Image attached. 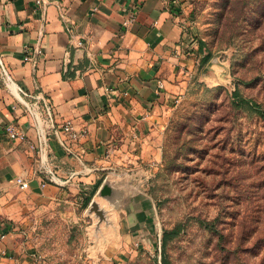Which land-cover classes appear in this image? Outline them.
<instances>
[{
  "label": "rangeland",
  "instance_id": "374dc122",
  "mask_svg": "<svg viewBox=\"0 0 264 264\" xmlns=\"http://www.w3.org/2000/svg\"><path fill=\"white\" fill-rule=\"evenodd\" d=\"M193 11L194 70L157 150L24 222L19 264H264V0ZM134 196L147 220L128 219Z\"/></svg>",
  "mask_w": 264,
  "mask_h": 264
},
{
  "label": "crops",
  "instance_id": "0c3cea01",
  "mask_svg": "<svg viewBox=\"0 0 264 264\" xmlns=\"http://www.w3.org/2000/svg\"><path fill=\"white\" fill-rule=\"evenodd\" d=\"M194 3L0 0V66L30 94L46 96L57 120L74 119L89 129L80 141L51 135L48 158L59 179L42 186L39 154L30 146L38 139L34 118L15 107L13 88L0 84V264L21 262L24 222L49 211L68 190L88 187L111 166L110 158L122 161L140 145L144 155L152 152L147 147L157 150L156 135L194 70ZM130 12L136 19L126 26ZM34 48L41 54L24 61ZM9 122L28 140L11 139L4 130ZM20 176L27 187L17 182ZM132 203L144 219L152 211L150 202L142 208Z\"/></svg>",
  "mask_w": 264,
  "mask_h": 264
},
{
  "label": "built area",
  "instance_id": "2783aa9c",
  "mask_svg": "<svg viewBox=\"0 0 264 264\" xmlns=\"http://www.w3.org/2000/svg\"><path fill=\"white\" fill-rule=\"evenodd\" d=\"M41 0H38L40 2ZM96 9V8H95ZM61 17L66 22L69 21L68 16L65 12H61ZM136 19V13L130 12L124 20L126 26L130 25ZM67 29L72 31V28L68 25ZM81 45L82 42L79 41ZM42 50L40 48H34L28 50L23 56L24 61L33 60L34 57L41 54ZM3 83L9 88H13L16 95L18 104L21 105L25 112L33 116L35 125L37 128V143L30 142L32 148H36L38 152V171L43 174L44 178L42 180V186H45L48 182L54 181L58 182V176L51 166V162L48 158V150L50 148V138L52 134H63L66 139L73 141H80L85 136L88 135L89 129L86 125L78 124L74 119H64L59 121L56 119V114L53 108V104L49 101L46 96L42 94H30L23 88H21L12 78L9 69L6 65L2 64L0 66V84ZM159 84L163 86V82L160 81ZM5 132L11 139L27 141L28 133L19 128L14 122H9L4 126ZM29 142V141H28ZM17 182L22 187H27L28 182L23 177H18Z\"/></svg>",
  "mask_w": 264,
  "mask_h": 264
},
{
  "label": "water",
  "instance_id": "95a60500",
  "mask_svg": "<svg viewBox=\"0 0 264 264\" xmlns=\"http://www.w3.org/2000/svg\"><path fill=\"white\" fill-rule=\"evenodd\" d=\"M136 197H138L139 199L141 198V196H134V198L131 200L130 199V201H129V207H128V210L130 209V208H132V212H133V214H131L130 215V212H129V214H128V219L130 218V220H134L135 222H137L138 220H140V219H144V218H142V216H139L138 214H137V211H136V207L135 206H133V205H131V204H134V203H132L133 202V200L135 199V201L137 202V199L138 198H136ZM137 204V203H136ZM154 205V204H153ZM132 216V217H131Z\"/></svg>",
  "mask_w": 264,
  "mask_h": 264
},
{
  "label": "trees",
  "instance_id": "16d2710c",
  "mask_svg": "<svg viewBox=\"0 0 264 264\" xmlns=\"http://www.w3.org/2000/svg\"><path fill=\"white\" fill-rule=\"evenodd\" d=\"M202 49H201V47L199 46V51H201Z\"/></svg>",
  "mask_w": 264,
  "mask_h": 264
}]
</instances>
